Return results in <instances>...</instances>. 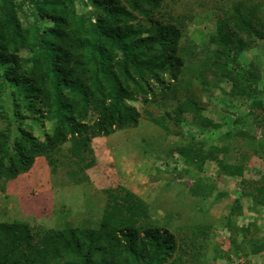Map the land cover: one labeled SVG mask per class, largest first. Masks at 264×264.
Returning a JSON list of instances; mask_svg holds the SVG:
<instances>
[{"label":"rangeland","instance_id":"374dc122","mask_svg":"<svg viewBox=\"0 0 264 264\" xmlns=\"http://www.w3.org/2000/svg\"><path fill=\"white\" fill-rule=\"evenodd\" d=\"M38 1L14 0L13 10L24 29L44 32L54 23L41 15L45 3ZM63 1L73 19L92 7L91 0ZM235 8L254 11L264 23V0H162L163 11L180 17L181 45L191 49L183 75L176 80L165 76V92L154 81L155 94H136L129 103L140 114L138 124L93 138L83 157L74 158L68 143L54 152V165L37 157L28 174L31 183L20 184L28 194L27 206L22 208L14 194L18 184L9 189L8 181L0 191V222H27L35 230L96 227L109 193L127 189L147 204L154 224L176 237L175 253L160 264H264V195L255 196L264 184V40L240 51L230 72L220 67L227 60L215 55L218 45L212 42L219 20ZM134 14L135 21L127 24L149 23ZM18 55L31 53L20 48ZM242 72L255 88L247 91ZM7 95L8 117L0 118V129L11 122L13 138L18 125L40 139L52 133L49 119L35 117ZM187 98L196 106L178 118V103ZM16 108L25 115L21 120L14 115ZM224 144L229 147L225 156L220 152ZM226 163L242 166L243 173H226ZM4 234L0 231V243Z\"/></svg>","mask_w":264,"mask_h":264},{"label":"trees","instance_id":"16d2710c","mask_svg":"<svg viewBox=\"0 0 264 264\" xmlns=\"http://www.w3.org/2000/svg\"><path fill=\"white\" fill-rule=\"evenodd\" d=\"M13 1L0 0V67L5 81L0 83V118L8 117V93L11 101L17 100L35 117L49 119L53 131L40 139L18 125L13 138L11 122L0 129V191H5L8 181L30 171L39 156L54 165V152L63 144H69L68 152L77 159L89 151L93 138L136 126L140 114L129 101L141 92L155 94L154 81L159 92H165L164 77L176 80L183 75L191 50L181 45L180 17L163 11L162 0H91L89 14L79 19L68 14L65 1L43 0L41 15L54 23L44 32L24 29ZM134 12L149 23L127 24L137 18ZM257 39L264 40V23L254 11L235 8L219 20L212 42L219 49L215 55L227 60L220 67L230 72L238 53ZM20 48L31 55L20 57ZM242 77L247 91L255 88L245 72ZM192 104L196 106L188 98L179 102L178 118ZM13 112L19 120L25 116L20 109ZM221 151L225 156L229 147L224 144ZM225 170L243 173V167L234 163H226ZM256 190L255 196L262 197L264 184ZM149 213L135 192L121 189L109 193L96 227L35 230L27 222H0V231L5 230L0 264H160L179 245L168 228L150 220Z\"/></svg>","mask_w":264,"mask_h":264},{"label":"crops","instance_id":"0c3cea01","mask_svg":"<svg viewBox=\"0 0 264 264\" xmlns=\"http://www.w3.org/2000/svg\"><path fill=\"white\" fill-rule=\"evenodd\" d=\"M31 170L32 168L30 169V171L26 172V173H23V174H20L18 177H16L15 179L13 180H10V182L8 183V188L9 189H12V187L16 186V184H18V192H14V194H17V199H19V204L22 206V208L26 205L27 206V203L29 202L28 201V194H26L23 190V187L20 186L21 184V181H28L31 183V181H29L30 179V176L28 174L31 173ZM17 181V183H16ZM46 183V181H45ZM44 183V185L46 186V184ZM4 193H0V195H2ZM8 194V192H7ZM10 194V193H9ZM12 194V193H11ZM10 194V195H11Z\"/></svg>","mask_w":264,"mask_h":264}]
</instances>
